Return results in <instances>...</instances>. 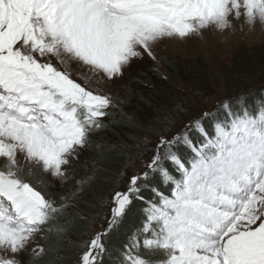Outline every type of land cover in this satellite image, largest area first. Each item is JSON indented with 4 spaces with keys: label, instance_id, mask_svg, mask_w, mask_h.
Wrapping results in <instances>:
<instances>
[{
    "label": "snow or ice",
    "instance_id": "snow-or-ice-1",
    "mask_svg": "<svg viewBox=\"0 0 264 264\" xmlns=\"http://www.w3.org/2000/svg\"><path fill=\"white\" fill-rule=\"evenodd\" d=\"M258 26L264 0H0V264H264V86L141 120L118 83Z\"/></svg>",
    "mask_w": 264,
    "mask_h": 264
},
{
    "label": "trees",
    "instance_id": "trees-1",
    "mask_svg": "<svg viewBox=\"0 0 264 264\" xmlns=\"http://www.w3.org/2000/svg\"><path fill=\"white\" fill-rule=\"evenodd\" d=\"M248 55L247 58H250ZM235 59H237L235 57ZM168 72L174 79H177L189 95L197 93L204 89L206 83L214 82L215 77L209 66L202 60L198 61H180L169 59L163 63ZM246 73L236 67H231L223 71L222 80L224 82L226 97L234 95L244 90H251L254 93L264 86V52H257L256 57L252 60H246ZM139 81L136 83L138 88L135 90L136 95L131 98L129 104L124 108L126 113H133L144 120L154 115L153 108L149 105L151 101L153 105L156 103H171L177 97H183L179 92H176L168 83H166L159 75L149 69L138 75ZM138 81V80H137ZM145 83H144V82ZM154 82L157 88L149 86V82ZM152 82V83H153ZM145 85V86H144ZM205 86V87H204ZM143 97V99H141ZM119 114L117 119H119ZM113 142L125 140L124 144L132 146L133 141L129 139L130 135L142 136V131L135 125L128 126L127 124L117 126L114 131H108L104 134ZM124 156L119 149L112 153V159L108 162V167L115 173L120 170V164ZM136 221V216L130 217L129 225ZM71 238L76 239V235L72 234ZM123 239V234H120L113 239V243L118 244Z\"/></svg>",
    "mask_w": 264,
    "mask_h": 264
},
{
    "label": "rangeland",
    "instance_id": "rangeland-1",
    "mask_svg": "<svg viewBox=\"0 0 264 264\" xmlns=\"http://www.w3.org/2000/svg\"><path fill=\"white\" fill-rule=\"evenodd\" d=\"M206 38L208 41L207 45L202 41H189L186 44H161L158 49V55L165 57V62L171 58H176V60L180 61L202 60L209 66L215 80L214 82L208 81L205 85L206 87L204 86V89L197 92L204 93V95H189L182 84L172 77L164 64L155 65L150 60L135 64L132 70L125 73L124 80L118 83L128 85L135 92L138 88L136 86L137 80H139L138 75L149 69L159 75L176 92H179L183 98L188 100V107L193 116L197 115L201 109L211 108L219 99L226 97L224 82L222 80L223 71L231 67H236L246 73V60L254 59L257 52H264V32L258 26L256 30L247 34V39L242 38V35L238 33L236 37L230 39L226 44L218 43V36L206 34ZM248 55H251V57L247 58ZM152 82H149V86L157 88L156 84ZM105 91L117 92L118 89L116 87H106ZM120 94L123 95V92L120 91ZM125 108L124 112L126 113L127 110ZM125 142L123 140V143ZM76 173L77 175L81 174V165L76 166ZM96 227H99V225H96Z\"/></svg>",
    "mask_w": 264,
    "mask_h": 264
}]
</instances>
